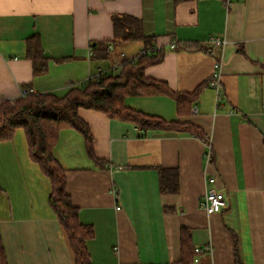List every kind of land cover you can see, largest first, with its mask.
Returning a JSON list of instances; mask_svg holds the SVG:
<instances>
[{
  "label": "crops",
  "instance_id": "crops-1",
  "mask_svg": "<svg viewBox=\"0 0 264 264\" xmlns=\"http://www.w3.org/2000/svg\"><path fill=\"white\" fill-rule=\"evenodd\" d=\"M113 15L140 19L165 51L146 69L149 79L175 93L200 88L183 114L169 95L127 96L124 105L192 124L208 142L177 131L143 136L133 123L87 109L79 116L93 135L94 156L79 131L59 132L53 153L81 222L94 229L92 264H174L183 232L202 249L197 264H264V0L229 7L226 0H0V103L23 90L63 97L143 55L142 42H127L107 60L92 59L95 43L114 38ZM35 35L48 59L41 76L27 57ZM215 39L224 44L217 48ZM217 62L219 101L209 86ZM160 168L177 170L176 192H161ZM0 187L8 264H75L49 205L51 182L31 159L23 129L0 142ZM209 188L225 194L220 213L202 208Z\"/></svg>",
  "mask_w": 264,
  "mask_h": 264
},
{
  "label": "trees",
  "instance_id": "trees-1",
  "mask_svg": "<svg viewBox=\"0 0 264 264\" xmlns=\"http://www.w3.org/2000/svg\"><path fill=\"white\" fill-rule=\"evenodd\" d=\"M112 22L114 38L92 46L93 60L109 59L113 49L127 42H142L146 53L134 61L125 60L119 73H100L84 86L71 89L63 97L28 91L26 96L19 97L14 102L6 100L0 103V142L12 139L18 129L25 131L31 159L51 182L49 205L65 233L75 264H92L87 243L94 238L95 232L91 226L81 222L79 209L67 193L66 171L55 158L53 150L61 130L75 129L84 136L87 150L94 156L93 135L79 116L81 109L98 111L109 118L133 123L140 128L143 136L153 131H177L190 133L203 142H208L202 129L192 124L165 122L124 105L127 96L169 95L176 100L178 111L183 114L196 101L200 88L190 94L175 93L165 83L149 79L145 74L146 69L161 63L165 51L154 46L153 37L145 35L140 19L129 15H113ZM27 57L33 63L35 76L47 72L48 59L44 55L41 40L36 35L27 41ZM159 173L161 192H176L177 170L160 168ZM195 256V248L192 247L188 234L183 232L181 259L174 264H192ZM0 264H8L1 232Z\"/></svg>",
  "mask_w": 264,
  "mask_h": 264
},
{
  "label": "built area",
  "instance_id": "built-area-1",
  "mask_svg": "<svg viewBox=\"0 0 264 264\" xmlns=\"http://www.w3.org/2000/svg\"><path fill=\"white\" fill-rule=\"evenodd\" d=\"M235 1H239V0H226V4L229 7L233 2ZM214 44L217 48H220L223 44L224 41H221L220 39H215ZM176 45H172V48H175ZM147 50L144 51V54L146 53ZM216 72L214 73L209 86L213 89L216 90L217 92V101L221 100L223 92L221 90V74H220V68H221V64L219 62H217L216 64ZM28 94V91L23 90L21 91L20 97H24ZM11 101H15V99L11 100ZM194 113H197V110L194 111ZM227 205L226 203V198H225V194L223 192H220L218 190H216L215 188H209L204 196V198L202 199V208L209 214H216V213H220L223 208H225ZM117 209L119 210L120 207H117ZM202 252V249L197 247L195 248V253L196 254H200ZM195 264H197L199 262V258H195L194 260Z\"/></svg>",
  "mask_w": 264,
  "mask_h": 264
}]
</instances>
